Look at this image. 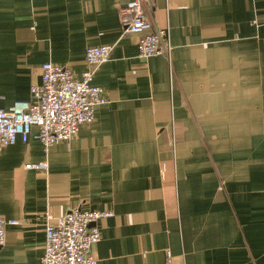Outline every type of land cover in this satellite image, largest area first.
<instances>
[{
    "label": "crops",
    "instance_id": "obj_1",
    "mask_svg": "<svg viewBox=\"0 0 264 264\" xmlns=\"http://www.w3.org/2000/svg\"><path fill=\"white\" fill-rule=\"evenodd\" d=\"M127 1L0 0L2 109L43 63L80 77L88 47L113 46L91 122L46 154L32 138L0 148V214L18 221L0 264H41L46 224L74 209L112 212L97 264H264V0H150L172 44L150 57L123 32Z\"/></svg>",
    "mask_w": 264,
    "mask_h": 264
},
{
    "label": "built area",
    "instance_id": "obj_2",
    "mask_svg": "<svg viewBox=\"0 0 264 264\" xmlns=\"http://www.w3.org/2000/svg\"><path fill=\"white\" fill-rule=\"evenodd\" d=\"M150 0H128L120 5L123 32L137 36V51L142 57L168 55L172 49L168 27L154 25L145 13ZM113 46H90L85 51L87 70L76 77L66 66L46 62L41 66V83L32 85L27 100L14 101L0 108V148L18 139L40 141L45 154L55 144L75 135L80 125L94 119L96 106L105 102L103 91L91 81L95 68L107 61ZM174 144V139H171ZM25 168L46 171V159L27 163ZM106 210L74 209L45 226L44 254L41 264H97L94 246L100 240L97 220L111 215ZM0 214V247L6 224H17Z\"/></svg>",
    "mask_w": 264,
    "mask_h": 264
}]
</instances>
